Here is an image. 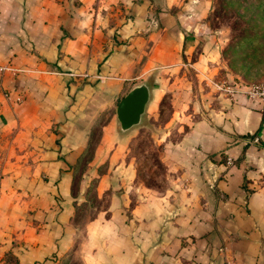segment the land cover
Returning a JSON list of instances; mask_svg holds the SVG:
<instances>
[{
    "label": "crops",
    "instance_id": "0c3cea01",
    "mask_svg": "<svg viewBox=\"0 0 264 264\" xmlns=\"http://www.w3.org/2000/svg\"><path fill=\"white\" fill-rule=\"evenodd\" d=\"M195 1L0 0L7 264H264V100L190 86L187 66L206 80L215 65L199 20L185 22L202 16ZM142 78L145 111L171 96L158 143L173 177L159 193L135 181V133L115 114ZM91 189L106 202L80 223Z\"/></svg>",
    "mask_w": 264,
    "mask_h": 264
},
{
    "label": "rangeland",
    "instance_id": "374dc122",
    "mask_svg": "<svg viewBox=\"0 0 264 264\" xmlns=\"http://www.w3.org/2000/svg\"><path fill=\"white\" fill-rule=\"evenodd\" d=\"M200 5L203 9L202 16H186L185 22L190 24L196 18L199 20L202 32L198 33V42L204 39L206 42L202 45L198 43L197 46L199 49L208 47L205 56L208 55L206 58L215 65L206 79L208 85L204 83L206 77L195 80L193 68L187 66L185 75L190 80V86L230 97L231 94L222 88L227 86L252 99L264 100L258 95L251 96L243 91L250 84L264 81V0H202ZM142 80H147L150 85L147 78ZM170 110L171 96L169 92H165L158 100L156 109L145 111L141 123L132 127L135 135L130 140L129 155L134 159L135 181L157 193L167 189L173 177L161 159L163 148L161 142L158 143L159 136L165 135L167 131L162 125ZM106 114L107 111L99 120L104 121ZM97 129L98 127L92 134V144L97 140ZM169 136H178L175 127ZM86 198L91 207H86V202L77 205L76 218L80 223L94 215L96 209L105 204L107 197L98 198L91 189L86 192ZM57 264L82 263L79 257L70 261V255H67Z\"/></svg>",
    "mask_w": 264,
    "mask_h": 264
},
{
    "label": "water",
    "instance_id": "95a60500",
    "mask_svg": "<svg viewBox=\"0 0 264 264\" xmlns=\"http://www.w3.org/2000/svg\"><path fill=\"white\" fill-rule=\"evenodd\" d=\"M150 85L142 80L133 85L118 101L115 114L118 128L127 131L141 123L149 100Z\"/></svg>",
    "mask_w": 264,
    "mask_h": 264
},
{
    "label": "built area",
    "instance_id": "2783aa9c",
    "mask_svg": "<svg viewBox=\"0 0 264 264\" xmlns=\"http://www.w3.org/2000/svg\"><path fill=\"white\" fill-rule=\"evenodd\" d=\"M7 66H0L1 69L6 68ZM10 68V67H9ZM13 70H16L15 68H11ZM223 90L227 91L228 93L232 94L234 90H231V88H228L227 86H222ZM243 91H246L249 95H258L261 98L264 99V81L250 84L248 88L244 89ZM229 161V159H227ZM0 264H7V262L0 258Z\"/></svg>",
    "mask_w": 264,
    "mask_h": 264
}]
</instances>
